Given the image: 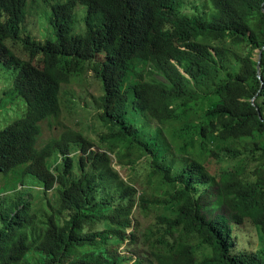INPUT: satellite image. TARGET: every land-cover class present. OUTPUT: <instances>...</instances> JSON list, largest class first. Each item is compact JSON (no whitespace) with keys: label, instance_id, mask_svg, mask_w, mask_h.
<instances>
[{"label":"trees","instance_id":"obj_1","mask_svg":"<svg viewBox=\"0 0 264 264\" xmlns=\"http://www.w3.org/2000/svg\"><path fill=\"white\" fill-rule=\"evenodd\" d=\"M42 1L0 0V62L15 71L9 92L0 83V110L8 95L27 105L0 129V173L22 166L43 190L42 215L34 199L1 214L0 264H264V251L232 252L247 221L264 240V0H205L199 14L186 0H53L49 22ZM30 2L55 40L24 30ZM79 5L86 32L74 35ZM89 71L111 150L93 151L80 131L38 148L61 99H87L63 85ZM113 149L138 173L151 160V194L123 180ZM138 211L152 219L145 230ZM122 246L130 256L112 250Z\"/></svg>","mask_w":264,"mask_h":264},{"label":"rangeland","instance_id":"obj_2","mask_svg":"<svg viewBox=\"0 0 264 264\" xmlns=\"http://www.w3.org/2000/svg\"><path fill=\"white\" fill-rule=\"evenodd\" d=\"M40 1L41 3L43 2L42 0ZM47 3L50 5L48 17L49 22L52 15L51 6L56 2H53V0H47ZM44 10L45 9L42 10V6L38 9L30 2L23 28L39 41L45 40L48 37L55 40L56 37L53 27L50 23L49 25L47 24V17L45 15L42 16ZM184 10L190 14H199L200 11H209L210 9L205 0H186ZM86 16V7L79 5L75 10L74 35L84 34L86 32ZM15 51L18 54L23 55L22 45L20 43L15 45ZM258 54L259 53L255 54V59L258 58ZM24 57L27 58L26 56ZM103 59V56H99L97 61L101 62ZM14 73V69L7 68L0 62V83L7 88L8 92L12 87ZM93 76L94 73L89 71L84 77L78 78L77 80L72 79L69 84L63 85L65 91H75L77 96H86L87 99H85V101L79 100L75 97L61 99V113L59 117L48 119L41 124V135L38 139V148H41L46 140L59 138L66 131H80L84 133L89 140H92L95 143L96 146L93 148V151L103 152L104 150H111L108 147L109 145L102 141V135L109 132V128L107 127L106 122L101 118L100 104L101 97L103 96L102 87L98 80H95ZM147 79L150 80L149 77H147ZM159 79L162 78L159 77ZM86 80L89 81L86 82ZM2 85H0V90ZM4 101H7L10 105L6 108H4L3 104L1 105L0 116L2 115L3 119L0 120V129L7 127L15 120L20 119L27 112V105L23 99L14 98L12 95H8ZM123 152L125 151L122 149H113L111 152L113 159L112 165H114L115 170L121 175L124 181L138 189L140 196L144 197L151 194L152 192L148 185V179L151 173V160L146 158L140 162L139 166L141 167V170L138 173L134 171H138V168L128 164L129 158L125 157ZM181 163L182 162L179 160L180 165ZM23 169L22 166H19L10 172L9 175L0 173V200L8 196L13 198V200L8 199L3 203L4 208L0 209V218L2 213L6 214V212L8 213L14 209L13 206L15 202L19 200L23 202L29 199L38 200L40 202V209L37 210L40 215L43 214L41 199L43 192L42 186L33 177L23 176ZM210 171L214 176H218L222 172V166L214 162L211 164ZM48 193V197L51 198V192ZM46 209L51 211L48 205ZM219 213L224 214L223 212ZM137 216L140 219L139 228L141 230L147 229L149 224H151L152 219L142 216L139 211ZM233 232L236 240V247L233 249V253L241 251L250 253L251 250L254 249H257L255 251H264V240H262L260 245L257 231L250 221L245 222L241 227H237ZM112 250L116 252V254L130 256V253L127 252L124 246L120 249L114 247ZM137 252L138 251L135 250V253Z\"/></svg>","mask_w":264,"mask_h":264},{"label":"water","instance_id":"obj_3","mask_svg":"<svg viewBox=\"0 0 264 264\" xmlns=\"http://www.w3.org/2000/svg\"><path fill=\"white\" fill-rule=\"evenodd\" d=\"M261 61H262V54H260V56H259V64H258V77L262 81ZM254 102H255V100H254Z\"/></svg>","mask_w":264,"mask_h":264},{"label":"clouds","instance_id":"obj_4","mask_svg":"<svg viewBox=\"0 0 264 264\" xmlns=\"http://www.w3.org/2000/svg\"><path fill=\"white\" fill-rule=\"evenodd\" d=\"M259 56H260V55H259ZM259 56H258V57H259Z\"/></svg>","mask_w":264,"mask_h":264}]
</instances>
